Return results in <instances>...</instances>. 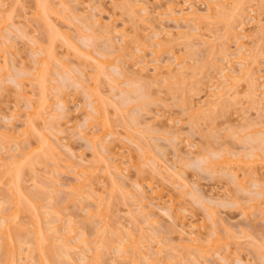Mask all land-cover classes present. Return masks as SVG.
<instances>
[{
	"label": "rangeland",
	"instance_id": "374dc122",
	"mask_svg": "<svg viewBox=\"0 0 264 264\" xmlns=\"http://www.w3.org/2000/svg\"><path fill=\"white\" fill-rule=\"evenodd\" d=\"M126 1L0 0V264H264V0Z\"/></svg>",
	"mask_w": 264,
	"mask_h": 264
},
{
	"label": "bare ground",
	"instance_id": "6f19581e",
	"mask_svg": "<svg viewBox=\"0 0 264 264\" xmlns=\"http://www.w3.org/2000/svg\"><path fill=\"white\" fill-rule=\"evenodd\" d=\"M131 1H132V0H131ZM242 1H244V0H241V2H240V1L237 2L238 4H236L237 8H236V6H235V8H236V9H235V13L238 12V14H240V13H241V12H240V9H241V10L244 9V8L242 9V7H243V2H242ZM127 2L130 3V4H128ZM132 2H133V1H132ZM137 3H138V2H137ZM137 3L134 4V2H133V4H132V3L130 2V0L126 1V4H127L129 7H130V6L133 7V6L139 5V4H137ZM240 3H241V4H240ZM126 4H125V5H126ZM175 4H176V3H175ZM175 4L172 3L171 6H170V8H171L174 12H175V7H178V6H179V9H180L181 6H182V5H178V4L175 5ZM185 4H186V3H185ZM177 5H178V6H177ZM193 5H194V4H193ZM240 5H241V6H240ZM183 6H184V5H183ZM41 7H42L43 9H47L46 13L48 12L49 7H48L46 4H45V6L43 5V6H41ZM41 7H40V8H41ZM190 7L193 8L192 6H190ZM238 8H240V9L238 10ZM133 9H134V8H133ZM195 9H196V8H195ZM195 9L193 8V9L191 10L192 12H190L189 14H191L192 16H196V15L198 16V14H197L198 12H197ZM130 10H131V7H130ZM176 10H177V9H176ZM181 10L183 11V10H184V7H183L182 9H180V11H181ZM236 10H237V12H236ZM182 11H181V12H182ZM43 12H45V11H43ZM183 12H184V11H183ZM239 12H240V13H239ZM39 13L41 14V10H39ZM186 14H187V13H186ZM194 14H195V15H194ZM240 15H241V14H240ZM42 17H44L43 13H42ZM143 17L145 18L146 16H143ZM98 22H99V21H96L95 23L97 24ZM96 24H95V25H96ZM99 24H100V22H99ZM56 25H57L56 23H55V24H53V23L51 24V27H52V29H53L54 31H56V29L58 30V28H59L58 25H57L58 28H56V27H55ZM232 25H233L232 23L228 24V31H230L231 29H233L232 27H233L234 25H233V26H232ZM97 26H98V25H97ZM97 26H96V27H97ZM102 27H103L104 29H103ZM55 28H56V29H55ZM101 28H102V30H100V31H101L102 33L104 32L101 36H103V37L105 36V37H104L105 39H110V38L112 37L111 35H112L113 30H112V32H111V29H109V31L111 32V33H110L111 35H110V34H109V31H108L109 26H108V27H106V26H105V27H104V26H101L100 29H101ZM105 28H106V29H105ZM199 29H200V28H199ZM94 30H95L94 32H96V29H94ZM103 30H107V31H103ZM58 31H59V30H58ZM0 32H1V31H0ZM106 32L108 33V35L105 34ZM183 32H184V31H180V32H179V34H181V35H179V36H181V37H179V38L184 37L185 39H187L186 36L189 37V36L192 34V33H191V34H186V33H187L186 31H185L184 34H183ZM189 33H190V31H189ZM169 34H170V33H169ZM109 35H110L111 37H109ZM182 35H183V36H182ZM195 35H196V34H195ZM107 36H108V38H107ZM192 36H193V35H191L190 37H192ZM50 38H51V40H52V36H51ZM184 38H183V39H184ZM239 42H240V43H239ZM238 43L240 44V45H239V48H240V47L244 48V46H245L244 42H241V41L238 39ZM224 44H225V43H224ZM245 47H246V46H245ZM225 49H226V50H225ZM223 50H224V51H227V50H228L227 53H226L225 55L231 57V56H230L231 53L229 52V51H230V50H229V47L226 48V45H225V48H224ZM248 51H249V48L244 49V51H241V50L238 51V52H239V55L237 56L238 58H236V60L241 64V66H243V68L241 67V68H242L241 71L246 70V71H244L245 74L248 72L247 70H249V67H248V69H247V67H246V66H249V65H248V62H246V61H247V59H246L247 56H245V55L247 54ZM224 53H225V52H224ZM245 53H246V54H245ZM248 53H249V52H248ZM226 56H225V57H226ZM106 59H108V60H106ZM106 59H105L106 62H108L109 64L114 63L113 61L110 62L109 58H106ZM232 59H234V58H232ZM6 60H8L7 57H6ZM6 60H3V61L8 62V61H6ZM234 60H235V59H234ZM227 61H228V59H227ZM98 62H99V60H98ZM232 62H233V61H232ZM99 63H100V62H99ZM246 63H247V65H245ZM159 64H160V62H159ZM168 64H169V63H168ZM226 64H227V63H226ZM243 64H244L245 66H244ZM98 65H100V64H98ZM107 65H108V64H107ZM231 65H232V64H231ZM4 66H5V65H4ZM167 66L170 67L169 65H167ZM100 67H101V66H100ZM152 67H153V66H152ZM159 67L163 68V66H161V64L158 65V63H156V65L154 66V69H157V68H158V70L161 69V68H159ZM226 67H228V66H227V65L225 66V70H224V72L229 71V73L226 72L225 77H228V78L230 79V78H232V77L234 76L233 78L235 79V78H236V75L233 74V73H235V72H234L235 69H234V71L232 70V71L230 72V69H231V68L229 69V67H228V68H226ZM232 67H233V65H232ZM245 67H246V68H245ZM44 68L46 69V71L43 72L42 69H39V70H38V74H36V77H38L39 80H42L41 83H43V84L45 85L44 82H46V80H45L46 78H45L44 76L46 75L47 71H49V70H48L49 68H48V67H44ZM241 68H240V69H241ZM97 69H98L97 71H99V72L101 71V73L105 71V70L103 71V68H102V69L100 68L101 70H99V66H97ZM104 69H105V68H104ZM40 70H42V71L39 72ZM144 70H145V69H144ZM42 72H43V73H42ZM232 72H233V73H232ZM249 72H251V71L249 70ZM49 73H50V72H49ZM230 73H232V74H230ZM241 73H242V72H241ZM39 74H42V76H40ZM247 74H248V73H247ZM249 74H251V73H249ZM253 74H254V73H253ZM49 75H50V74H49ZM231 75H232V76H231ZM39 76H40V77H39ZM230 76H231V77H230ZM42 77H44V78H42ZM237 77H238V76H237ZM40 78H41V79H40ZM251 78H252V77H251ZM253 78H254V76H253ZM253 78H252V81L254 80ZM48 79H49V78H48ZM51 79H52V78H51ZM231 80H232V79H231ZM255 81H256V80H254L253 82L256 83ZM228 82H229V81H228ZM253 82H252V83H253ZM218 83H219V82H218ZM221 83H222V82H221ZM252 83H251V84H252ZM254 83L252 84L251 87H254V86L256 87V84H254ZM43 84H42V86H43ZM253 85H254V86H253ZM221 86H222V85H221ZM221 86H220V87H221ZM228 86L232 87V84H230V85L228 84ZM92 89H93V91H94V90L96 91V88H95V87L92 88ZM219 89H220V88H219ZM224 89H226V90L229 92V89H230V88H229V87L227 88V86H225ZM224 89H223V90H224ZM253 90L256 91V88H254ZM220 92H221V93H220ZM220 92H219V94H217L218 92H215V93H216V94H214V95H216L215 97H217V98H221L222 96H224V95L227 94V93L224 94V93L226 92L225 90H224V91H220ZM251 92H252V91H251ZM256 92H257V91H256ZM256 92H252V93H254L257 97L254 96V94L252 95V97H253V98L256 100V102H257V98L260 100V98H261L260 96H261L262 94L259 93V92H257V93L260 94V95L258 96ZM89 93L91 94V92H89ZM213 93H214V92H211V94H213ZM94 94H95V93H94ZM94 94L92 93L91 95L93 96ZM221 94H222V96H221ZM223 94H224V95H223ZM43 95H44V92H43L41 98H39V102H38L39 104H38V105H35V107L32 108L33 111H31V113H30V117H31V119L29 118L28 121H27V127H26V130H28L29 128H30V130H31V128H33V131H35V130H36L35 128L38 127V124H37V123H39L38 121H40L39 118L41 119V116L43 115V113H45V112L51 107V106H50V103L47 102L49 99L47 100V98H46V99L44 100V96L46 97V95H44V96H43ZM95 95L97 96V98L95 97V101L101 97V95H100L99 93H98V94L96 93ZM220 96H221V97H220ZM41 99H42V100H41ZM254 99H253V100H254ZM40 100H41V101H40ZM59 100H62V101L59 102V103L63 104V105H62L63 107L68 105V104L66 105V103H68L67 100H65V99H63V98H62V99H59ZM99 100H100V99H99ZM65 101H66V102H65ZM95 101H94V99H93V102H95ZM91 102H92V101H91ZM91 102H90V103H91ZM51 105H53V104H51ZM58 106L60 107V104H58ZM47 108H48V109H47ZM52 108H53V107H52ZM60 108H62V107H60ZM60 108H59V109H60ZM67 108H68V107H67ZM94 108H95V110H98V109H99V107H98L97 105H96V107L94 106ZM65 109H66V107H65ZM65 109H64V110H65ZM45 110H46V111H45ZM52 110H54V109H51V111H52ZM61 110L64 111L63 108H62ZM48 111H49V110H48ZM48 111H47V113L51 112V111H49V112H48ZM61 114H62V112H61ZM91 114H93V113H91ZM91 114H89V115H91ZM52 116H54V115H52ZM91 116H94V114L91 115ZM55 117H58V116L55 115ZM43 118H44V116H43ZM94 118L97 119V116L94 117ZM98 118L100 119L99 116H98ZM37 119H38V120H37ZM55 121H58L57 118H56ZM57 124H59V121H58ZM59 125H60V124H59ZM102 125H104V123H103ZM106 126H107V124L105 125V127H106ZM51 127H52V125H51ZM102 127H103V126H102ZM105 127H104V131H105V132H104V131H103V132H104V133H107V135H108V131H107V130H109V127H108V126H107V128H105ZM55 128H56V127H54V129H55ZM105 129H106V130H105ZM56 130H59V129H56ZM28 131H29V130H28ZM28 131H27V132H28ZM103 132H102V134L99 133L98 136H97L96 138H99V140H101L102 138H104V137H102L103 134H104ZM14 133H15V132H14ZM105 135H106V134H104V136H105ZM107 135H106V136H107ZM13 136H15V135L13 134ZM48 140H49V138H47L48 145L51 146L52 149H54V151H55L56 148H58V144H57L58 142H55V141H53V140L51 141V139H50L49 141H48ZM103 141H104V142H103ZM51 142H52V143H51ZM105 142H106L105 139H103V140H101L100 143H103V145H106L107 142H106V143H105ZM51 144H52V145H51ZM55 144H57V145H55ZM54 146H55V147H54ZM104 150H105V149H104ZM106 150H107V149H106ZM57 151H59V149H57ZM58 153H59V152H58ZM26 154H27V153H25V155H26ZM26 156H27V155H26ZM115 157H116V156H115ZM115 157H114V159H111V160H109V161H108V158H113V155H111V157L109 156L108 158H106V159H107V160H106V162H107L106 165H108V167H109V168H108L109 172L111 171L110 169L113 168V169H115L114 171H118L119 173H121V171H122V166L120 165V163H118V162H120V161L115 162V161H116V158H115ZM56 159H57V158H54V162H58ZM117 159H118V158H117ZM55 160H56V161H55ZM106 168H107V167H106ZM123 168H124V167H123ZM123 170H124V169H123ZM78 171H79V172H81V171L83 172L84 170H83V169H80V170H78ZM78 171H77V173H78ZM85 171H86V170H85ZM124 171H125V170H124ZM17 173H18V172H17ZM84 173H86V172H84ZM84 173H83V175H85ZM110 174L113 175L112 173H110ZM81 175H82V174H81ZM18 176H19V175H18ZM114 176H115V175L112 176V179H113L114 182H112V181H111V182H112V184L114 183V185H116V183H118V180L116 179V177L114 178ZM235 176H236V175H235ZM82 177H83V176H82ZM82 177H81V178H82ZM77 179H79V178H77ZM112 179H111V180H112ZM115 179H116V180H115ZM9 183L11 184V181H10ZM18 184H19V183H18ZM118 185H119V187L121 186L120 184H118ZM118 185L116 186V188L118 187ZM16 186H17V185H16ZM16 186H15V187L13 186V190H11V191H13V192L15 191V192H16V190H17L18 188H20V186H19V187H16ZM79 186H80V185H79ZM83 186H84V184H83ZM10 187H12V186H10ZM80 187H81V186H80ZM113 187H114V186H113ZM119 187H118V188H119ZM15 188H16V189H15ZM82 188H84V187H82ZM114 188H115V187H114ZM76 189H78V188H76ZM76 189H74V190H75V191H74L75 194L78 192V191H76ZM51 190H52V191H55V188H53V189L51 188ZM81 192H82V191H81V189H80V192H79L78 194H80ZM18 194H19V193H18ZM14 195H15V194H14ZM17 197H19V196H17ZM14 198H15V197H14ZM15 199H16V198H15ZM20 201H21V199L19 200V198H17V200H16V202H15V203H17V204L15 205V207H16V212L12 213V215H13V214H17V213L19 212V210H22L21 204L23 203V201H22L21 203H20ZM23 204L25 205V203H23ZM23 204H22V205H23ZM27 204H29V203H26V206H24V205H23V206L26 208V207L28 206ZM37 204H38V203H37ZM37 204H36V205H37ZM31 206H32V205H30V206H28V207H31ZM20 207H21V208H20ZM28 207H27V208H28ZM19 208H20V209H19ZM27 208H26V209H27ZM32 208H33V207H32ZM12 215H11V216H7V217H8V218H11ZM13 218H14V217H13ZM9 223H10V224H6L5 226L11 227V226H12V223H11V222H9ZM8 227H7L5 230H7L8 233H9V230H11V229H9ZM52 227H53V229H54V228L57 229L59 226L56 224V226H52ZM8 229H9V230H8ZM56 229H54V230H56ZM5 230L3 231L4 233H6ZM56 231H57V232H56V236H57V238H58L59 236H60L59 239H61L62 237H63V238L65 237L64 239L67 238V239H66L67 241L64 240V239H61V240L63 241V244H62L61 247H64V248L69 247V245L67 246V244H70V245H71V243H72L73 241H76V240H77V239H75V237H73V236H72V237L74 238V240H72L73 238H72L71 236H69V237H71L72 239L68 238V237H67L68 234H66V233H64L65 235L59 233V232H58V229H57ZM3 232H2V235L6 236L5 234H3ZM10 232H12V231H10ZM37 232H38V230H37ZM6 234H7V233H6ZM10 234H11V233L7 234L8 237L6 238L5 243L3 244V246H4V245H7V244H11V243L13 242V245H14V246H13V245L11 244L12 246H11V245H8L9 247H7V246L4 247V251L7 252V250H10V251H8V252H11V253H12V256H11V255H9V254H11V253L8 254V253L5 252L6 255L8 254L9 256H11V257H9V256L7 255L8 259H10V260H7V261H8L7 263H9V264H18V263H17V262H18V258L16 259V255L18 254V251H17V250H18V246H20V245H19V241H18L17 237L15 238L13 235H11V236H13V238H15V239L17 240V242H16V241H12V242L9 241V242H8L9 239H10V240L13 239L12 237L9 238V235H10ZM57 234H58V235H57ZM15 236H16V235H15ZM40 236H41V234H40V235L37 234V237H38V238H39ZM191 238L193 239V241H198V240H199L198 238H195V237H191ZM44 239H45V237L43 238V236H41V239H40V238L37 239V241H40V242L37 243V245H36V247H38L37 250H38V252H39V254H40L39 258H41V260H39V261H40L39 264H52V263H53V262H52L53 260H52L51 257H53V256H51L52 253H50V251H49V250H50V247H47V246L44 245V244H45L44 241H46V239H45V240H44ZM47 239H48V238H47ZM68 239H69V241H68ZM13 240H14V239H13ZM70 240H71L72 242H70ZM42 241H43V242H42ZM65 241H66V243H67V242H68V243L64 245V242H65ZM79 241L82 242L83 240H77L78 243H77V242H75V243L73 242L74 245H73V244L71 245L72 248L69 247L70 250H74V248H75V249H77V250H79V251H80V250L82 251V248H83V247H81V245H79V243H80ZM6 242H7V243H6ZM47 242H48V241H46V245H47ZM50 242H51V241H50ZM15 243H16L17 246H15ZM52 243H56V242L53 241ZM76 243H77L78 245H77ZM52 245H53V247H55L54 244H52ZM73 246H74V247H73ZM75 246H76V247H75ZM119 246H121V244H120ZM10 247H11V248H10ZM46 247H47V248H46ZM77 247H78V248H77ZM124 247H128V246H126L125 242H124ZM6 248H7V250H6ZM19 248H20V247H19ZM48 248H49V249H48ZM57 248H58V247H57ZM118 248H119V247H118ZM120 248L122 249V247H120ZM15 249H16V250H15ZM121 249H120V250H121ZM56 250H57V249H55V250L52 249L53 254L55 253V255H57ZM63 250H64V249H63ZM70 250H69V251H70ZM125 250H126V248H125ZM16 251H17V254H16ZM54 251H55V252H54ZM121 251H122V250H121ZM71 252H74V251H71ZM125 252H126V251H125ZM125 252H124V253H125ZM66 253L68 254L69 252H66ZM53 254H52V255H53ZM67 254H66V255H67ZM68 255L70 256L71 254L69 253ZM17 257H18V255H17ZM6 259H7V258H6ZM5 264H6V263H5ZM20 264H21V263H20ZM149 264H150V263H149Z\"/></svg>",
	"mask_w": 264,
	"mask_h": 264
}]
</instances>
